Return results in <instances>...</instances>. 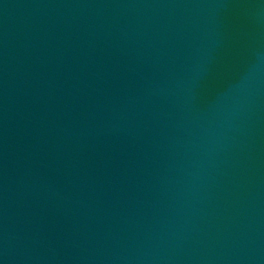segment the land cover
Instances as JSON below:
<instances>
[{
  "label": "water",
  "instance_id": "1",
  "mask_svg": "<svg viewBox=\"0 0 264 264\" xmlns=\"http://www.w3.org/2000/svg\"><path fill=\"white\" fill-rule=\"evenodd\" d=\"M0 264H264V0H0Z\"/></svg>",
  "mask_w": 264,
  "mask_h": 264
}]
</instances>
